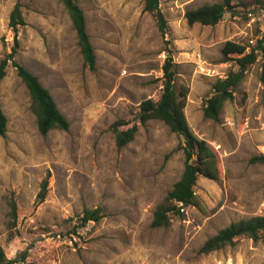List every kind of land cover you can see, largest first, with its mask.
Returning <instances> with one entry per match:
<instances>
[{
  "label": "rangeland",
  "instance_id": "374dc122",
  "mask_svg": "<svg viewBox=\"0 0 264 264\" xmlns=\"http://www.w3.org/2000/svg\"><path fill=\"white\" fill-rule=\"evenodd\" d=\"M77 1L94 47V71L83 66L61 2L23 0L25 24L15 44L9 17L17 0H0V59L16 45L14 59L38 76L69 121L67 130L41 134L28 90L9 61L0 83L7 117L0 135V249L6 258L11 264H264V236L199 252L231 222L264 215V165L250 162L264 154V54L258 51L246 68L218 121L202 111L218 78L196 71L199 61L224 75L237 70V55L224 59L221 47L233 40L249 50L261 39L264 4L250 12L257 0H229L219 22L204 25L189 24L185 12L224 0H159L168 22L163 37L141 0ZM168 48L178 63L176 84L188 87L187 123L217 151L219 179L198 175L200 206H186L166 227H153L157 204L184 168L182 138L160 120L138 118L140 102L160 95ZM116 121L126 122L120 129L137 127L123 147L116 144ZM97 207L104 216L78 227L83 210Z\"/></svg>",
  "mask_w": 264,
  "mask_h": 264
},
{
  "label": "trees",
  "instance_id": "16d2710c",
  "mask_svg": "<svg viewBox=\"0 0 264 264\" xmlns=\"http://www.w3.org/2000/svg\"><path fill=\"white\" fill-rule=\"evenodd\" d=\"M22 1L17 0L10 12L9 26L14 33V42L17 44V33L19 26L25 24L22 14ZM32 1V0H30ZM64 6L75 30L77 45L82 57L83 66L89 70L96 69V56L94 47L90 41V36L86 28L85 14L77 0H58ZM143 11L148 12L155 19L157 28L164 37L168 32V22L162 12L159 0H141ZM249 6L245 2L242 3ZM256 7L249 8V11L259 10L263 2L256 1ZM231 8L230 1L224 0L223 3H212L190 9L185 12V17L189 24L199 22L204 25H215L222 18L225 7ZM16 45L3 58L0 59V83L6 75V67L11 61L16 68L17 75L25 84L30 96V108L36 117L38 131L46 134L52 129L67 130L69 121L59 110L54 98L48 88L43 86L37 75L14 59ZM249 45L226 40L221 52L224 59L231 58V54H236L235 61L238 65L237 70L229 71L223 79H216L211 87L212 94L206 99L202 111L205 118L218 121L221 109L226 100L233 99L234 91L243 80L246 68L255 62L258 51L264 54V36L257 39L256 43L247 50ZM172 48L167 49L162 70V88L158 99L146 98L139 104L138 118L141 123L156 119L162 121L171 132L176 133L182 138L180 147L184 154V168L180 178L173 184L163 199L157 204L151 225L153 227H166L172 216L180 215L181 208L186 206H200L194 193V186L198 175L217 180L219 179V156L214 147L196 135L189 127L184 108L188 87L176 84L177 67L173 59ZM264 84V75L261 76ZM124 121H116L112 124L115 133V140L118 147L125 146L130 142L136 133L137 127L133 125L126 129L119 126L125 125ZM7 131V117L4 114L0 102V135L4 136ZM251 163L264 165V154L254 155L250 158ZM45 185L39 193V198L43 200L45 196ZM181 204V205H179ZM15 210V205L12 206ZM104 216L103 208L84 209L79 217L78 227L85 226L89 221H99ZM75 232V230H74ZM264 236V215H254L231 222L224 228L218 230L214 235L208 237L199 249L200 253H210L225 246L232 245L239 237H246L257 241ZM0 249V264H11Z\"/></svg>",
  "mask_w": 264,
  "mask_h": 264
},
{
  "label": "built area",
  "instance_id": "2783aa9c",
  "mask_svg": "<svg viewBox=\"0 0 264 264\" xmlns=\"http://www.w3.org/2000/svg\"><path fill=\"white\" fill-rule=\"evenodd\" d=\"M250 42H252V40ZM196 71L206 76H216L218 79H223L227 76V75H224L222 72L218 71L214 67H205L204 62H201V61H199V63L197 64ZM181 210H184V208H181Z\"/></svg>",
  "mask_w": 264,
  "mask_h": 264
}]
</instances>
